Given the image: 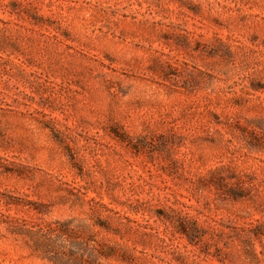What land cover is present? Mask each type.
I'll return each instance as SVG.
<instances>
[{"label":"rangeland","instance_id":"obj_1","mask_svg":"<svg viewBox=\"0 0 264 264\" xmlns=\"http://www.w3.org/2000/svg\"><path fill=\"white\" fill-rule=\"evenodd\" d=\"M5 215L89 224L101 264H264V0H0ZM0 264L53 263L0 220Z\"/></svg>","mask_w":264,"mask_h":264},{"label":"trees","instance_id":"obj_2","mask_svg":"<svg viewBox=\"0 0 264 264\" xmlns=\"http://www.w3.org/2000/svg\"><path fill=\"white\" fill-rule=\"evenodd\" d=\"M217 173H220L219 169L212 172L213 176L209 183L216 188H229V185L232 184L229 178L224 175L219 176ZM224 190L233 198L240 196L232 187ZM11 203L21 205L16 201L9 202V204ZM104 206L112 212L120 214L107 205ZM159 216L164 220L172 221V217L169 215L160 213ZM5 217V220L2 217L0 220L8 225L12 235L25 239L29 245L40 250L43 257L53 264H101L102 258L111 256L102 251V241L96 237L94 229L89 224L78 221L75 217L52 221H35L15 215H5ZM126 218L132 220L130 217ZM180 218L177 231L186 236L189 243L196 244L202 237V228L188 214L182 215ZM108 221H106L108 225L104 222L100 223L101 226L111 229V223ZM254 233L257 236L264 235V231H255ZM238 234L244 236L248 233L241 230Z\"/></svg>","mask_w":264,"mask_h":264}]
</instances>
